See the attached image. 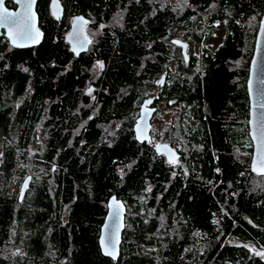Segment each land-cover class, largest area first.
<instances>
[{
	"label": "trees",
	"instance_id": "obj_1",
	"mask_svg": "<svg viewBox=\"0 0 264 264\" xmlns=\"http://www.w3.org/2000/svg\"><path fill=\"white\" fill-rule=\"evenodd\" d=\"M60 1L61 19L37 2L40 44L0 36V264H264L246 85L264 0L133 1L122 23L127 0ZM77 14L109 25L79 54L64 37ZM176 37L201 51L186 61ZM157 93L151 142L138 141ZM165 140L172 163L154 148ZM113 194L127 206L117 261L99 245Z\"/></svg>",
	"mask_w": 264,
	"mask_h": 264
},
{
	"label": "water",
	"instance_id": "obj_2",
	"mask_svg": "<svg viewBox=\"0 0 264 264\" xmlns=\"http://www.w3.org/2000/svg\"><path fill=\"white\" fill-rule=\"evenodd\" d=\"M5 0L4 7L12 13H15L17 17L21 18L19 27H23V17L29 16L32 37L33 38H18L15 34L18 31L17 25H5L0 26V36L2 34L9 40V44L14 47H24L29 48L35 45L40 44V41L43 39L44 34L40 30V17L37 12V2L32 4L31 8H28L27 5L31 3V0H10L15 4V7L7 6ZM50 12L53 17L61 19L64 7L60 0H50ZM17 5V6H16ZM260 24L257 30V35L254 42V51L251 57V63L249 67V76L246 82L247 85V94L249 98V136L252 139V157L251 170L254 174H258L261 171V166L259 163L256 165V171H253V161L258 160L260 156L261 145L259 142L260 136V123L262 121V114H264V11L260 18ZM88 23V17L85 15L77 14L72 19L70 31L64 36L65 40L70 43L71 50L77 54L84 52L90 43V37L87 34L86 24ZM15 39V43L13 40ZM179 41L182 46L185 54L186 44ZM159 96V93L152 95L142 101L140 106L138 118L134 124L135 136L138 141H149L151 142V122L153 114L155 112V107L153 106L154 100ZM151 101V103H146ZM167 145V148L164 147ZM159 146V150H158ZM154 148L158 153L165 155L168 161L171 159L173 162L178 157V152L174 150L169 142H158L154 144ZM262 175V174H260ZM31 175L26 176L24 179L21 188L20 195L18 196L22 199L27 192L30 185ZM108 211L105 215L104 223L101 226V234L99 237V245L101 246L102 254L106 256V251L113 252L114 255H107L112 257L115 261L119 259L121 251V242L123 236V230L126 224V212L127 206L124 201L113 194L110 196L108 202Z\"/></svg>",
	"mask_w": 264,
	"mask_h": 264
},
{
	"label": "snow or ice",
	"instance_id": "obj_3",
	"mask_svg": "<svg viewBox=\"0 0 264 264\" xmlns=\"http://www.w3.org/2000/svg\"><path fill=\"white\" fill-rule=\"evenodd\" d=\"M19 0H17V3ZM35 3V0H31V3L27 5L28 8H31L32 4ZM5 0H0V26H5V25H17L18 26V31L16 32V36L18 38L24 39V38H33L32 37V29H31V24H30V17L25 16L23 17V27H19L21 18L17 17L15 13L9 12L5 7ZM103 27V26H101ZM13 43H15V39L13 40ZM174 43L179 44V41H175ZM97 67L100 68L101 70L103 69V63L102 62H97ZM157 83L163 84V78L159 80ZM89 94H91L92 89L89 88L88 90ZM146 103H151V101H147ZM259 142L261 145L260 149V156L258 160L253 161V171H256V165L257 163L260 164L261 166V171L258 174H264V114H262V121L260 123V136H259ZM165 148H167V145H164ZM159 150V146H158ZM173 161L170 159L169 163H172ZM219 171V169H217ZM106 255H114L113 252H108L106 251ZM256 255H261L264 256V252H257Z\"/></svg>",
	"mask_w": 264,
	"mask_h": 264
},
{
	"label": "flooded vegetation",
	"instance_id": "obj_4",
	"mask_svg": "<svg viewBox=\"0 0 264 264\" xmlns=\"http://www.w3.org/2000/svg\"><path fill=\"white\" fill-rule=\"evenodd\" d=\"M133 1H140V0H127V3H126V6L125 7H123L122 9H124V10H122V11H118V10H116V11H113V14H116V22H120V23H122V21H124V19L126 18V12H127V6H129V5H131L132 4V2ZM49 2H50V0H49ZM159 3H162V1L160 0L159 1ZM17 6V5H16ZM13 8V7H12ZM119 10H121V9H119ZM117 12H118V14H119V18L117 17ZM85 16H87V15H85ZM75 17V15L72 17V19ZM88 17V23L86 24V29H87V34H88V36L90 37V43H89V45L92 43V36L93 35H96V34H98L99 33V29H105V28H107V27H109V25L108 24H105L103 21H99V22H97L96 21V23L95 22H92L91 21V19H90V17L89 16H87ZM72 19H71V22H72ZM115 22V23H116ZM118 22V23H119ZM70 26H71V24H70ZM101 26H103V27H101ZM70 29V28H69ZM70 31V30H69ZM164 37H166V35L164 36ZM177 39H180L181 40V38H179V37H176V38H173L172 40H171V42H172V44L175 42V40H177ZM166 43H167V40H166V38H165V40H164ZM174 44H176V43H174ZM89 45H88V47H89ZM179 45H181V44H179ZM179 45H177V46H173V50H177L178 52H181V53H183L184 54V57H185V60L187 61L188 60V58H189V53H192L193 52V50H195L194 49V46H190V44H189V42L187 41V43H186V51H187V54H185V52H184V50H183V46L181 45V46H179ZM87 47V48H88ZM179 47H181V48H179ZM87 48H86V50H87ZM85 51V50H84ZM97 62H102L103 63V69L101 70L100 68H98L97 67ZM93 65L95 66L94 68H96V72H94L93 74H95V75H98L99 73H102L104 70H105V64H104V61L103 60H101V59H98L96 62H94L93 63ZM165 72V70H163L162 71V74ZM160 75L161 77L163 76V75ZM89 88H91L92 89V92H91V94H89V92H88V90H89ZM96 89V86L91 82V79L89 78V80L87 81V85H86V88H85V90H84V92L85 93H87L88 95H90L91 96V98L92 99H96V95L97 94H95L94 93V90ZM151 96V95H150ZM141 106V105H140ZM153 106L155 107V112H154V116H153V119H154V117H155V113H156V111H157V105L156 104H153ZM139 110H140V107H139ZM152 119V120H153ZM116 126V125H115ZM44 132V131H43ZM44 135H46V134H48L47 132H44L43 133ZM160 142H167L166 140L165 141H160ZM1 154V153H0ZM53 168H54V166H53Z\"/></svg>",
	"mask_w": 264,
	"mask_h": 264
},
{
	"label": "rangeland",
	"instance_id": "obj_5",
	"mask_svg": "<svg viewBox=\"0 0 264 264\" xmlns=\"http://www.w3.org/2000/svg\"><path fill=\"white\" fill-rule=\"evenodd\" d=\"M224 32H223V30H214L212 33H211V35H210V37H209V39H208V44H210L211 46L213 45V46H217V45H219L221 42H222V40H223V38H224ZM194 49L195 50H197V52L199 53L200 51H201V49H200V47H196V45L194 46ZM153 119V118H152ZM154 119H156V118H154ZM41 132V131H40ZM42 133V132H41ZM39 136V135H38ZM42 143H43V141H42ZM158 143V142H157ZM37 149V147H36V145H34L33 146V149L32 150H36ZM253 153V152H252Z\"/></svg>",
	"mask_w": 264,
	"mask_h": 264
}]
</instances>
